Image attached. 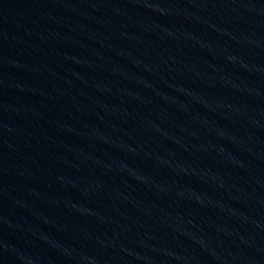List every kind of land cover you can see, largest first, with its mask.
<instances>
[{
    "label": "water",
    "instance_id": "95a60500",
    "mask_svg": "<svg viewBox=\"0 0 264 264\" xmlns=\"http://www.w3.org/2000/svg\"><path fill=\"white\" fill-rule=\"evenodd\" d=\"M0 264H264V0H0Z\"/></svg>",
    "mask_w": 264,
    "mask_h": 264
}]
</instances>
